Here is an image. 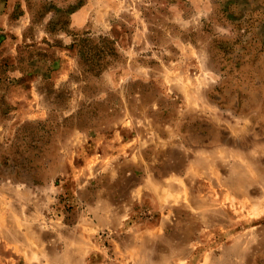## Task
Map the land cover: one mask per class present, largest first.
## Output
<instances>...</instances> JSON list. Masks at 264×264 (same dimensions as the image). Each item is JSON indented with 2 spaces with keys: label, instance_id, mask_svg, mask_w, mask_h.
Instances as JSON below:
<instances>
[{
  "label": "rangeland",
  "instance_id": "1",
  "mask_svg": "<svg viewBox=\"0 0 264 264\" xmlns=\"http://www.w3.org/2000/svg\"><path fill=\"white\" fill-rule=\"evenodd\" d=\"M0 76V264H264V0H0Z\"/></svg>",
  "mask_w": 264,
  "mask_h": 264
},
{
  "label": "trees",
  "instance_id": "2",
  "mask_svg": "<svg viewBox=\"0 0 264 264\" xmlns=\"http://www.w3.org/2000/svg\"><path fill=\"white\" fill-rule=\"evenodd\" d=\"M78 44L81 61L89 73L100 74L105 67L106 58L114 56V50L108 46L106 41L101 42L100 45H94L88 40L81 39ZM32 72L34 71L32 70ZM1 104L5 107L4 102Z\"/></svg>",
  "mask_w": 264,
  "mask_h": 264
}]
</instances>
